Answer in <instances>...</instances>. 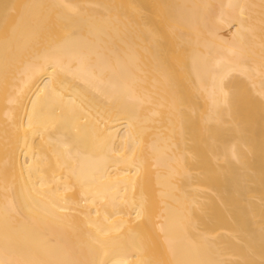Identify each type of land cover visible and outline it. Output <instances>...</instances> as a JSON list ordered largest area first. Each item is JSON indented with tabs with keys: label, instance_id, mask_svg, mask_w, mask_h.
Instances as JSON below:
<instances>
[{
	"label": "bare ground",
	"instance_id": "6f19581e",
	"mask_svg": "<svg viewBox=\"0 0 264 264\" xmlns=\"http://www.w3.org/2000/svg\"><path fill=\"white\" fill-rule=\"evenodd\" d=\"M0 264H264V0H0Z\"/></svg>",
	"mask_w": 264,
	"mask_h": 264
}]
</instances>
